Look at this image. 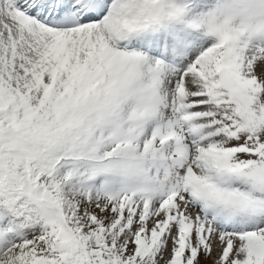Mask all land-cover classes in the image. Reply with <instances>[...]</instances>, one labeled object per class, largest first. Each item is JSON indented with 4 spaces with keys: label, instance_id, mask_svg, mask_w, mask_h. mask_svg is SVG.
<instances>
[{
    "label": "snow or ice",
    "instance_id": "1",
    "mask_svg": "<svg viewBox=\"0 0 264 264\" xmlns=\"http://www.w3.org/2000/svg\"><path fill=\"white\" fill-rule=\"evenodd\" d=\"M0 264H264V0H0Z\"/></svg>",
    "mask_w": 264,
    "mask_h": 264
}]
</instances>
